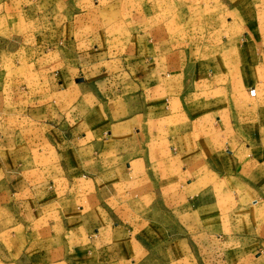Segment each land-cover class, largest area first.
Masks as SVG:
<instances>
[{
	"label": "crops",
	"instance_id": "crops-1",
	"mask_svg": "<svg viewBox=\"0 0 264 264\" xmlns=\"http://www.w3.org/2000/svg\"><path fill=\"white\" fill-rule=\"evenodd\" d=\"M201 8L193 48L152 41L149 81L132 72L83 112L72 99L42 161L0 134L27 236L9 264H264V0Z\"/></svg>",
	"mask_w": 264,
	"mask_h": 264
},
{
	"label": "rangeland",
	"instance_id": "rangeland-1",
	"mask_svg": "<svg viewBox=\"0 0 264 264\" xmlns=\"http://www.w3.org/2000/svg\"><path fill=\"white\" fill-rule=\"evenodd\" d=\"M201 1L0 0L1 138L15 137L20 144L30 138L31 151L26 153L42 161L40 144L55 140L49 129L58 119L69 121L72 99L80 97L83 112L91 105L85 98L96 101L127 76L135 80L132 72L136 79L149 81L145 67L150 65L152 41L175 49L198 43L206 24ZM77 78L84 79V88L72 90ZM102 80L106 85L99 86ZM39 117L51 119L44 121L42 131ZM21 146L19 155L24 152ZM1 155L9 158L6 152ZM128 156L130 162L135 154ZM130 168L142 171L134 161ZM129 189L133 194L134 187ZM18 199L0 190V264L17 259L27 242ZM149 204L144 202L143 209ZM19 259L15 264H23Z\"/></svg>",
	"mask_w": 264,
	"mask_h": 264
},
{
	"label": "water",
	"instance_id": "water-1",
	"mask_svg": "<svg viewBox=\"0 0 264 264\" xmlns=\"http://www.w3.org/2000/svg\"><path fill=\"white\" fill-rule=\"evenodd\" d=\"M81 80V79H80Z\"/></svg>",
	"mask_w": 264,
	"mask_h": 264
}]
</instances>
